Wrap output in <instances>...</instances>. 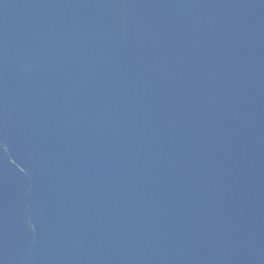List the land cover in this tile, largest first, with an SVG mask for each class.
<instances>
[{
    "label": "water",
    "instance_id": "water-1",
    "mask_svg": "<svg viewBox=\"0 0 264 264\" xmlns=\"http://www.w3.org/2000/svg\"><path fill=\"white\" fill-rule=\"evenodd\" d=\"M0 264H264V0H0Z\"/></svg>",
    "mask_w": 264,
    "mask_h": 264
}]
</instances>
